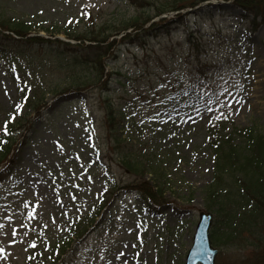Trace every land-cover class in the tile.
Instances as JSON below:
<instances>
[{"label": "rangeland", "instance_id": "374dc122", "mask_svg": "<svg viewBox=\"0 0 264 264\" xmlns=\"http://www.w3.org/2000/svg\"><path fill=\"white\" fill-rule=\"evenodd\" d=\"M152 3L0 0V264H184L201 211L214 264L246 260L245 241H214L204 189L212 127L264 134V22L231 0Z\"/></svg>", "mask_w": 264, "mask_h": 264}, {"label": "trees", "instance_id": "16d2710c", "mask_svg": "<svg viewBox=\"0 0 264 264\" xmlns=\"http://www.w3.org/2000/svg\"><path fill=\"white\" fill-rule=\"evenodd\" d=\"M201 1L203 0H152V4L157 9L156 13L160 14L178 10L181 7L194 6ZM230 4L241 10L244 18L249 19L254 27L258 22H264V0H232ZM201 9L205 8L201 7ZM180 19L181 17L173 21H180ZM164 23L166 22L163 20L154 23L144 31L149 34L154 29H163L164 26L159 29L161 27L159 25ZM5 27L18 36L26 35L30 31V27L27 26L10 27L6 25ZM74 38L96 43L103 41L90 36L85 38L74 36ZM54 41L61 43L58 39ZM89 47L97 51L100 48L99 46H86V48ZM96 62L97 60L94 59L90 66L87 62L81 64L85 65V70L94 69V72L91 70V74L97 77L95 75L97 70L94 68ZM92 76L84 73L81 81H76V76H71V78L73 83L85 85L93 80ZM114 117V113H111L108 119L111 120ZM209 133V146L214 154V170L212 181L205 187L204 192L206 199L209 200L207 206L210 209L215 208V211L220 212L223 218L217 232L213 231L212 236L217 233L213 239L215 242L222 243L235 240L237 243L239 240L245 241L241 246L249 247L250 251L246 260H242L241 264H264V134L257 123L244 127L231 123L220 129L214 126ZM126 163L138 169L145 166L137 160L134 163ZM151 173L157 177V183H153L152 186L142 185L140 191L144 194L142 191L144 190L146 196H152L149 191L153 186L160 189L164 185L162 174L158 170L151 171Z\"/></svg>", "mask_w": 264, "mask_h": 264}, {"label": "water", "instance_id": "95a60500", "mask_svg": "<svg viewBox=\"0 0 264 264\" xmlns=\"http://www.w3.org/2000/svg\"><path fill=\"white\" fill-rule=\"evenodd\" d=\"M212 218L210 212L199 213L193 242L185 256L184 264H214L217 250L212 247L209 234Z\"/></svg>", "mask_w": 264, "mask_h": 264}, {"label": "snow or ice", "instance_id": "6c2138e0", "mask_svg": "<svg viewBox=\"0 0 264 264\" xmlns=\"http://www.w3.org/2000/svg\"><path fill=\"white\" fill-rule=\"evenodd\" d=\"M86 7H88L87 5H86ZM85 16H87V13H85ZM70 23H71V21H70ZM13 71H15V69H13ZM17 108L19 109L20 108V105H17ZM4 131H5V133H7V127H5V129H4ZM15 232V230H13V233ZM33 247L35 246L34 244L32 245ZM3 250L2 249H0V252H2Z\"/></svg>", "mask_w": 264, "mask_h": 264}]
</instances>
